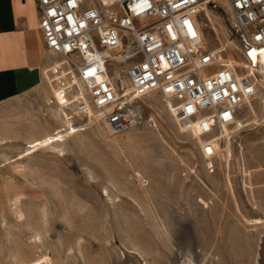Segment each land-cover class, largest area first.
<instances>
[{"label":"rangeland","instance_id":"rangeland-1","mask_svg":"<svg viewBox=\"0 0 264 264\" xmlns=\"http://www.w3.org/2000/svg\"><path fill=\"white\" fill-rule=\"evenodd\" d=\"M208 11L216 49L229 31ZM49 98L45 80L0 105V264H264V88L216 141L157 93L133 100L140 122L118 132L73 133ZM56 129V145L29 147Z\"/></svg>","mask_w":264,"mask_h":264},{"label":"built area","instance_id":"built-area-1","mask_svg":"<svg viewBox=\"0 0 264 264\" xmlns=\"http://www.w3.org/2000/svg\"><path fill=\"white\" fill-rule=\"evenodd\" d=\"M35 2L51 56L43 70L49 103L81 129L91 122L112 132L136 125L134 101L157 93L171 101L178 123L210 137L235 125L264 88V0ZM206 10L226 22L228 49L205 48ZM200 152L216 155L209 141Z\"/></svg>","mask_w":264,"mask_h":264},{"label":"crops","instance_id":"crops-1","mask_svg":"<svg viewBox=\"0 0 264 264\" xmlns=\"http://www.w3.org/2000/svg\"><path fill=\"white\" fill-rule=\"evenodd\" d=\"M50 59L35 0H0V105L36 92Z\"/></svg>","mask_w":264,"mask_h":264},{"label":"bare ground","instance_id":"bare-ground-1","mask_svg":"<svg viewBox=\"0 0 264 264\" xmlns=\"http://www.w3.org/2000/svg\"><path fill=\"white\" fill-rule=\"evenodd\" d=\"M206 15L207 16L210 15L208 10H206ZM201 34H202V31H201ZM229 44L231 45V41L229 39H226L225 41L222 42V44H220V46H218L216 49H213V50L223 51V49H225V46L226 45H229ZM263 65H264V56H262L260 58V66H261V68H264ZM242 66H246L244 62H242ZM249 71L250 70H246V72H249ZM166 102H167V104H168V106L170 108V112H171V116H172L173 120L175 122H177L176 121V118L178 116L177 115H174L175 112L173 110V105H172L171 101L170 100H166ZM69 129L72 130L71 132H73V133H75V132H77L79 130V128L76 127V126H74V125L71 126ZM60 131H61V129L60 130L59 129H56L52 133H46L43 136H40L38 138L33 139L32 141L29 142V147L36 148L38 146H44V145H48V146L56 145V142L62 140L61 135H59V132ZM260 243H261V240L259 241V245H258L257 261L260 258V253H259V250L261 249ZM257 264H258V262H257Z\"/></svg>","mask_w":264,"mask_h":264}]
</instances>
